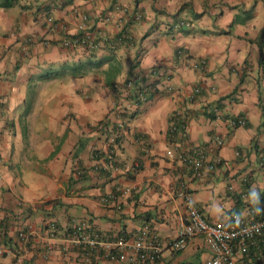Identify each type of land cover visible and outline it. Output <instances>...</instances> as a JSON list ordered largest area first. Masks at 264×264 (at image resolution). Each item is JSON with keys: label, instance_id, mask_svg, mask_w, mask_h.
I'll use <instances>...</instances> for the list:
<instances>
[{"label": "crops", "instance_id": "obj_1", "mask_svg": "<svg viewBox=\"0 0 264 264\" xmlns=\"http://www.w3.org/2000/svg\"><path fill=\"white\" fill-rule=\"evenodd\" d=\"M82 25L108 44L64 48ZM263 36L264 0H0V264H123L110 256L132 253L114 242H132L143 226L162 242L178 238L180 193L210 222L245 214L241 192L264 193ZM129 76L151 90L145 102L127 100ZM176 112L190 119L183 143L213 167L201 177L166 155L177 146L168 133ZM240 116L244 127L231 123ZM77 226L99 241L77 243ZM210 256L195 236L180 252L164 247L154 264Z\"/></svg>", "mask_w": 264, "mask_h": 264}, {"label": "built area", "instance_id": "obj_2", "mask_svg": "<svg viewBox=\"0 0 264 264\" xmlns=\"http://www.w3.org/2000/svg\"><path fill=\"white\" fill-rule=\"evenodd\" d=\"M79 31L80 33L76 36L64 38L62 46L66 49L82 48L88 52H96L108 44L106 37H97L87 32L83 25L79 27ZM119 40L127 46L132 44V36L127 32L123 33ZM261 59L264 62V40ZM194 68L203 71L204 63L201 61L197 62ZM166 79L169 80L168 78ZM132 87V84L129 83L127 88ZM199 92V88H195L193 95ZM140 98L141 103L147 100L145 96ZM210 112L215 115L218 114V110L215 107L211 108ZM231 123L238 127H244L247 124L246 118L243 116L233 119ZM189 124V117L182 115L180 112H176L170 117L168 133L170 136H176L174 141L177 142V146L174 150H168L166 155L185 165L195 177H201L203 170L207 168L211 170L213 167L208 165L203 149L183 143V135L188 131ZM120 125L121 120H118L119 128ZM217 143L221 145V140L217 139ZM232 190L233 188H231ZM247 193L244 190L239 198V200L244 201L245 214L234 213L229 223L206 220L194 204L192 197L188 194L180 193V196L182 195L184 198L187 219L179 231L177 239L162 242L152 229L148 226H143L136 231L132 242H127L123 238H119L114 242L120 252L122 250V252L126 253L128 249L132 254L120 253L111 255L110 259L121 261L123 264H154L164 247L173 252H180L187 247L191 237L203 236L211 255L206 264H233L237 256L248 257L255 264H264V213L257 214L253 210V206L245 199ZM261 207L264 208V203H261ZM54 232L55 227L51 225L50 236H54ZM81 232L83 236L80 239H75L77 243H83V240H85V243L94 245L99 241L97 234L93 231L87 232V228L83 226H77L73 234L77 237V234ZM88 233L92 236L91 240L87 238L90 237ZM19 237L22 240L26 239L24 233H20ZM7 252L5 247L0 246V257ZM85 258L89 259L88 256Z\"/></svg>", "mask_w": 264, "mask_h": 264}, {"label": "trees", "instance_id": "obj_3", "mask_svg": "<svg viewBox=\"0 0 264 264\" xmlns=\"http://www.w3.org/2000/svg\"><path fill=\"white\" fill-rule=\"evenodd\" d=\"M263 40H264V36L262 37V39L260 41L261 53H262V49H263ZM261 63H262V65H264V62H263L262 59H261ZM115 71H117L116 70V65H113L112 64L109 67V69H108V76L107 77H109V74L111 72H115ZM108 81H109V79H108ZM129 83L132 84V86H133L132 88H127ZM123 86L126 89V91L128 92L127 100L133 101L136 104L141 103V98H140L141 96H145L146 99L147 98H150L152 96L151 90L150 89H147L148 86L141 85L137 79L135 80V79L131 78L130 76L128 77V79L126 80V82L123 84ZM210 109L208 108V112H209V115L208 116L211 117V118H215L213 116V114L210 112ZM262 113H263V118H264V106H262ZM126 117H127V115H125V114L120 115V118H121L120 128H119V126H118L117 123L116 124L113 123V125H112V127L110 129V131L112 132V135L115 133L114 134V142H113L114 145L115 144H118V142H120V140H121V135L118 134V132L119 131H123L124 129L127 128L126 127V122H125ZM107 127H108V123H106V122L105 123H102L101 125H99V128H100L99 130L101 132H104L105 130L108 129ZM81 176L82 175H80L79 178H81ZM261 203H264V197L261 198ZM51 225H54V227H55V232H54V234H55L56 233V230H57V227L55 226V224H50L49 227H48L49 231H50V226ZM69 232L70 233H73L72 230H70Z\"/></svg>", "mask_w": 264, "mask_h": 264}, {"label": "clouds", "instance_id": "obj_4", "mask_svg": "<svg viewBox=\"0 0 264 264\" xmlns=\"http://www.w3.org/2000/svg\"><path fill=\"white\" fill-rule=\"evenodd\" d=\"M264 197V193L258 191L255 187L249 189L246 201L253 206V210L257 213H264V208L261 207V198ZM222 209L219 207L215 208L216 213H222Z\"/></svg>", "mask_w": 264, "mask_h": 264}]
</instances>
